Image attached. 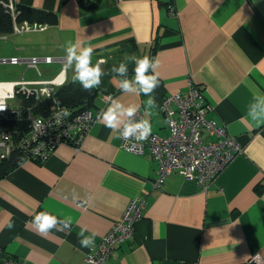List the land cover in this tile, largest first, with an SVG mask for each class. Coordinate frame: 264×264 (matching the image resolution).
Here are the masks:
<instances>
[{"label":"crops","instance_id":"1","mask_svg":"<svg viewBox=\"0 0 264 264\" xmlns=\"http://www.w3.org/2000/svg\"><path fill=\"white\" fill-rule=\"evenodd\" d=\"M13 1L53 21H33L43 31L0 36L9 44L5 58L53 62L39 63L40 75L23 63L10 65L18 74L0 83L48 81L63 68L65 82L79 83L73 69L65 70L69 41L93 46L92 64L102 61L105 75L88 111L94 124L78 150L59 146L44 163L22 160L0 179V259L82 264L136 198L146 201V210L133 239L116 246L106 264H248L254 254L264 258V122L247 116L254 97L264 95V0H100L89 11L79 0ZM171 8L175 17L168 15ZM132 55L159 61L154 106L142 93H123L122 78L111 72L126 62L132 79L135 62L125 59ZM190 83L211 107L207 118L241 151L205 187L173 173L156 189V163L147 153L120 150L119 133L97 114L118 98L138 107L151 134L166 137L159 105L167 95L185 94ZM44 211L70 216L71 230L38 232L31 221ZM82 229L97 234L94 248L80 245Z\"/></svg>","mask_w":264,"mask_h":264},{"label":"built area","instance_id":"2","mask_svg":"<svg viewBox=\"0 0 264 264\" xmlns=\"http://www.w3.org/2000/svg\"><path fill=\"white\" fill-rule=\"evenodd\" d=\"M119 1V0H117ZM5 13L9 15L13 34L43 31L45 27L26 21L18 22L19 11L13 0H3ZM168 15L175 17L174 9ZM53 59L10 58L2 64L12 66L25 64L39 74L38 64H51ZM63 62V61H61ZM64 63V62H63ZM64 68L51 80H24L20 78L11 83H0V162L10 158L13 152L21 153L24 160L42 164L47 161L59 146L67 145L78 150L90 132L94 118L89 112L58 117L65 107L56 105L58 89L65 84ZM108 100L109 97L105 96ZM33 104L49 102L48 111H35ZM160 111L167 120L168 136L150 134L147 140L120 139V150L135 156H148L157 165V179L153 183L158 188L163 179L179 173L184 179L196 181L200 186L212 182L241 151L238 143L226 130L206 115L211 107L205 104L203 92L190 83L185 94L167 95L160 103ZM142 116L137 113L136 119ZM59 119V123L57 120ZM37 121L41 123H36ZM146 201L136 198L127 204L120 219L89 253L82 264H106L110 255L125 242L132 241L134 226L146 210ZM0 264H18L11 257L0 259ZM248 264H264V258L254 254Z\"/></svg>","mask_w":264,"mask_h":264},{"label":"clouds","instance_id":"3","mask_svg":"<svg viewBox=\"0 0 264 264\" xmlns=\"http://www.w3.org/2000/svg\"><path fill=\"white\" fill-rule=\"evenodd\" d=\"M66 64L65 70L71 68L74 71L73 81H78L85 91H91L98 88L101 84V78L105 75L101 68V62L92 64L93 46L82 47L80 42L75 43L69 41L65 46ZM135 62L134 77L128 78V66L126 62H121L119 66H113L111 72L121 77L119 81L120 90L125 93H134L136 95L144 94L148 97L147 104L155 105V97L152 93L159 86V61L144 56L142 58L135 55L125 58ZM151 71L152 74H149ZM3 109V108H0ZM138 107L136 105H128L120 103L119 99H111L107 109H101L97 114V119L103 122L106 127L111 128L114 132L119 133V137L125 140L135 139L137 141L147 140L152 131V126L147 119H136ZM71 112L66 108L57 114L58 117H68ZM247 116L256 122H264V95H256L253 102L249 105ZM59 123V119L57 120ZM36 123H41L37 121ZM73 199H79L78 194L73 190ZM91 199V197H89ZM88 201H85L87 203ZM31 223L36 227L38 232L47 233L52 229L57 231H70L72 227V218H57L51 213L44 211L38 213ZM11 228L12 225L9 224ZM86 229H82L78 233L79 243L85 248L95 247L96 233L86 235Z\"/></svg>","mask_w":264,"mask_h":264},{"label":"trees","instance_id":"4","mask_svg":"<svg viewBox=\"0 0 264 264\" xmlns=\"http://www.w3.org/2000/svg\"><path fill=\"white\" fill-rule=\"evenodd\" d=\"M83 5V1L87 4L83 5L86 10L95 9L98 2L100 0H79ZM3 0H0V36H6L11 34L12 32V23L11 18L8 14H6L5 10L2 7ZM18 9V17L17 21H28V23H33V21H37L43 23L48 22L52 23L53 19L50 15L33 11L31 9L22 8L17 5ZM132 69V68H131ZM129 72V70H128ZM131 72V71H130ZM129 72V73H130ZM97 91L92 89L91 91H85L80 83L76 82H66L61 86L56 95V105L65 107L70 110L73 114H80L82 112H88L92 106H94V100L96 98ZM28 105H32L37 112H41L42 110L48 111L51 106L49 102L37 103L33 104V102H28ZM24 160V157L21 153L15 151L12 153L10 158L3 160L0 162V179L3 178L6 173H8L11 169L16 167L19 163Z\"/></svg>","mask_w":264,"mask_h":264},{"label":"rangeland","instance_id":"5","mask_svg":"<svg viewBox=\"0 0 264 264\" xmlns=\"http://www.w3.org/2000/svg\"><path fill=\"white\" fill-rule=\"evenodd\" d=\"M9 44L7 41H1L0 40V60L5 59V61L8 58H5V52L8 48ZM18 74L17 68L10 67L9 64H2L0 63V82L2 81H12L13 75Z\"/></svg>","mask_w":264,"mask_h":264}]
</instances>
